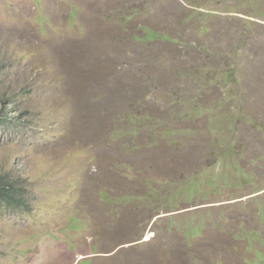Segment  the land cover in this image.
Listing matches in <instances>:
<instances>
[{
    "label": "rangeland",
    "instance_id": "1",
    "mask_svg": "<svg viewBox=\"0 0 264 264\" xmlns=\"http://www.w3.org/2000/svg\"><path fill=\"white\" fill-rule=\"evenodd\" d=\"M7 107L0 264H264V0H0Z\"/></svg>",
    "mask_w": 264,
    "mask_h": 264
},
{
    "label": "trees",
    "instance_id": "2",
    "mask_svg": "<svg viewBox=\"0 0 264 264\" xmlns=\"http://www.w3.org/2000/svg\"><path fill=\"white\" fill-rule=\"evenodd\" d=\"M3 111V110H2ZM1 113V110H0ZM4 115H0V127L2 125H7L8 123H13L17 126L21 125V120L11 116L10 113V108L7 107L4 112H2ZM241 117V116H238ZM235 120L230 119L228 121V127L231 130H235L233 128ZM229 150V149H227ZM22 189L18 188L14 184L5 181L2 177H0V202L5 203L6 205H10L13 208H19L22 207L24 204V200L22 198Z\"/></svg>",
    "mask_w": 264,
    "mask_h": 264
},
{
    "label": "bare ground",
    "instance_id": "3",
    "mask_svg": "<svg viewBox=\"0 0 264 264\" xmlns=\"http://www.w3.org/2000/svg\"><path fill=\"white\" fill-rule=\"evenodd\" d=\"M88 63V62H87ZM86 69V68H85Z\"/></svg>",
    "mask_w": 264,
    "mask_h": 264
}]
</instances>
